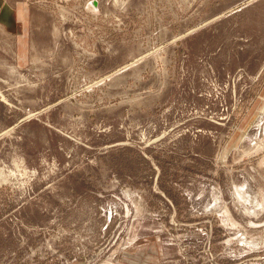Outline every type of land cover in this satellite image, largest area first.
<instances>
[{"label": "rangeland", "instance_id": "1", "mask_svg": "<svg viewBox=\"0 0 264 264\" xmlns=\"http://www.w3.org/2000/svg\"><path fill=\"white\" fill-rule=\"evenodd\" d=\"M0 264H264V0H0Z\"/></svg>", "mask_w": 264, "mask_h": 264}]
</instances>
